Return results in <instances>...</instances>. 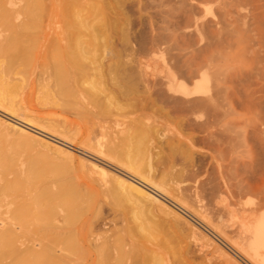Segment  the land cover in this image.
<instances>
[{"label": "rangeland", "instance_id": "374dc122", "mask_svg": "<svg viewBox=\"0 0 264 264\" xmlns=\"http://www.w3.org/2000/svg\"><path fill=\"white\" fill-rule=\"evenodd\" d=\"M70 1L47 0L44 8H50L44 11V5L41 7L44 16L38 21L41 25H36L39 28H34L33 37L39 42L46 36L49 44L59 37L84 42L86 57L76 70L75 86L70 87L68 94L60 92L61 89L58 91L61 87L57 81L54 83L57 51L50 47L41 52L37 43L31 64L21 66L13 75L17 88L8 106L14 113L0 107V118L48 140L53 146L67 148L72 156L34 142L30 145L32 149L25 145L21 148L20 144H12L21 139L20 134L14 129L6 130V147L0 146L16 163L8 177L25 172L36 161L43 170V177L46 174L47 184L54 189L64 184L65 188H72L85 197L97 191L94 198L91 196L94 206L90 215L104 217L107 224L100 232L115 238L125 225L122 222L125 215L131 220L129 205L117 206L106 186L91 182L92 172L82 165L80 156L91 159L88 154H82L84 149L90 152V144L86 145L90 142H98L106 149L116 148V151L128 148L129 139L134 146L149 144L157 155L152 170L155 178L168 188L175 186L177 179L170 175V164L175 160V168L184 169L182 186H197L199 196L191 198L193 203L196 200V206L193 205L197 212L214 214L208 215L210 223L205 222L191 210L190 213L176 208L177 203L183 205L175 197L176 191L168 189L166 193L172 200L161 195L182 216L181 219L172 215L158 216L167 226L164 235L172 237V245L190 251L189 264H264V248L257 251L251 245L254 224L262 222L264 229V0H99L114 5L106 15L95 7L97 0H82L84 4ZM2 6L0 4V40L13 30L1 19L6 12V7ZM110 64L112 68L108 67ZM99 68L105 76L111 70V76L123 83L110 86L111 92H101L96 86L101 80ZM141 68L148 72L149 81H158L157 87L164 88L160 89L161 93L157 87L154 90L144 83ZM182 84L191 94L183 92ZM178 97H209L213 109L198 111L185 119L179 109L173 108ZM143 105L147 106L145 110ZM217 111L222 120L219 115L215 116ZM141 114L157 120L153 124L158 131L147 141L140 140L134 131L123 136V130L138 124ZM219 119L220 124L215 125L212 136L200 128V123ZM101 120L107 127L97 124ZM220 136H225L229 145L223 144ZM215 137L223 141H215ZM220 146L223 158L219 159ZM222 166L225 178L220 174ZM92 176L98 178L99 174ZM238 179L243 192H238L235 185ZM20 199L24 197L17 200ZM0 200L1 211L7 212H3V216H10L15 205L10 203V197L1 196ZM213 216L217 222L213 221ZM198 218L206 224L200 223ZM198 233L208 236V246L203 247V240H197ZM236 237L239 240L235 239V244ZM221 250L233 261L224 258Z\"/></svg>", "mask_w": 264, "mask_h": 264}, {"label": "bare ground", "instance_id": "6f19581e", "mask_svg": "<svg viewBox=\"0 0 264 264\" xmlns=\"http://www.w3.org/2000/svg\"><path fill=\"white\" fill-rule=\"evenodd\" d=\"M46 1L47 0H0V4L6 7V12L3 15L1 14V19H3L5 25L8 27L10 26V29L12 26L13 29L11 30L12 33L9 31L11 33V35L9 33L10 36H5V38L0 40V107L6 111L8 110L14 113L13 109L8 106V103L12 100L13 92L17 88L13 80V75L18 73L21 66L30 63L29 61L33 58V49L36 48L37 43L41 52L47 51V48L50 47L57 51V63L55 62L56 65L53 64L56 66L54 69L55 82H53L56 83L57 81V84L61 87L58 91L61 89L60 92L62 91V93L66 92L68 94L70 87L73 85L75 86V79H77L75 78L77 73L76 70L83 65V58L86 57V49L83 45L84 42L81 40L69 41L66 37H59L55 43L49 44L46 36L39 42L34 38L35 31L33 32V30L34 28H39L36 25L40 24L38 21H41V16H44L41 15V12L43 10L45 11L48 7L44 8ZM70 2L82 3V0H71ZM95 5V7L100 8L103 15L107 14V10L114 8V5L107 1L97 0ZM99 15H101V13ZM43 19L46 18L44 17ZM108 67L112 68V65L110 64ZM141 69H143V71H140V75L144 79V83L147 82V86L153 87V89L157 87L159 82H152L150 80L153 83H151V85L150 81L147 79L148 72L146 73L144 70L145 68ZM98 70L101 80L100 84L96 86L101 92H111L113 89L112 87L110 88V86H120V84L123 83L117 80L115 76H111V70L106 76L102 73V69L99 68ZM51 74L53 75V73ZM103 75L105 79L102 80ZM42 77H44V75ZM45 78L49 79L48 77ZM103 83L105 84L103 85ZM157 88L159 90L158 92L161 93L160 89L162 88ZM181 88H183L182 90L186 94H191L185 84H182ZM162 90H164V88ZM145 105H143L144 110L147 107ZM212 106L213 101L209 97L200 99L178 97L174 101L173 108L179 109V112L187 119L190 115L196 112L198 113V111L208 112V109H213ZM140 108L141 106L138 110ZM220 112L217 111L218 114L216 113L215 116L217 117L219 115L218 118H220ZM222 114H224V112H222ZM216 117L214 119H218ZM206 118L208 119V117ZM220 119L222 120V118ZM220 119L218 121L213 120V123L208 121L205 124H203L204 122L200 123L202 124L200 128L203 129L206 134L208 133L212 136L215 133V125L220 124L217 123L221 121ZM137 121V125L133 127L130 126L129 129L123 130L122 135L127 137L130 135V131H134L139 135L140 140L143 138V140L145 139L147 141L151 138L152 134L158 131V127L153 124V122H157V120L155 121L154 118L148 114H141ZM102 123H104L102 120L97 121L100 127H107L106 124ZM13 125L0 118V145L3 144V146L6 147L4 144L6 140L4 132L14 129V132L20 134L21 139L19 141H12V144L17 143L21 146L25 145V147L30 148V145L34 142L48 149L54 148L68 157L72 156V152L67 148L53 146L48 140L37 138L27 130L15 124ZM223 133H226V131L224 132L223 130ZM220 137L218 140L215 137V141L225 139V136L221 137V139ZM189 140L190 143L194 145L192 138H189ZM208 140L210 141V139ZM224 142L225 140L223 144ZM216 143L214 146H217ZM225 144L229 145L226 142ZM86 145H89L88 149L90 152L84 149V153L82 152V154H88L87 156L91 157V159L80 156L81 163L83 166L90 168L92 175L95 173L99 174L98 178L91 175V182H98L100 186H106L109 194L115 199L117 206L127 207L126 205L128 204L131 210L129 214L132 215L131 220L127 218L128 215H125L126 217L122 219L125 225L119 230L115 238H113V235L101 233L100 231L103 229V225L107 224L106 219H103L104 217L90 215L94 206V194L97 195V191H95V193H90L92 198L91 196L85 197L72 188H65L64 184L63 187L60 185V187L54 189L51 185L47 184L45 180L47 178L46 174L44 176L46 178L44 179L43 170L41 171L42 168L40 167V169L37 166L38 164L36 161L30 164V169H27L30 171L26 170L28 174H26V171V173L22 171L18 173L14 172L16 173L15 176L9 178L8 176L13 173V167L16 166L13 165V159L5 154V148L0 146V175L2 174L0 177V197H10V203L15 205V207L12 206V214L10 216H3V212H7L5 210L2 212V204L0 205V264H189L190 251L179 245H172V237L164 235L167 231L165 220L158 217L161 214L167 216L172 215L176 219H181L182 217L181 213L173 206L169 205L166 198L162 197L163 195L168 197L166 193H168V189H171L172 191H176L175 197L183 204L180 205L176 202V208L180 210L185 209L188 212L191 210L205 222L210 223L208 215L214 214L212 212L210 214L206 213V211L202 213L197 212L198 210L195 209L196 200H194L195 204L191 202L193 196H199L195 189L197 186H182V183L185 182V180L182 182L185 178L184 169H176V161H170V168L172 170L170 175L172 173L173 179H177V181L175 182V186L168 188L167 184H164L163 181L159 182L152 174L157 155H155L152 146L149 144L143 146L145 144L141 143L142 146H134L132 144V139H129L127 143L128 148L122 151H116V148L106 149L104 145L98 142H90ZM21 148H24V146ZM30 149H32V146ZM217 151L219 154L217 157L220 156V159L223 156V148L220 146ZM176 152L175 150V154ZM89 153L92 154V156H90ZM118 154L123 155L124 158ZM119 169L121 171H119ZM236 173H238V171ZM220 174L222 178H225L223 166L221 167ZM235 185L237 186L238 192L244 191H241L242 185L239 179ZM198 187L202 189L203 186ZM18 197H24V199L17 200ZM169 199L172 200L171 198ZM262 200L260 202H262ZM5 201L6 200H4L3 203H5ZM7 207L9 206L7 205ZM253 210L256 211V208ZM215 218L216 217H214L213 221H216ZM259 220L260 219H258L257 222ZM61 222L62 224H60ZM130 222L133 224L130 225ZM205 222L201 221L200 223L203 224ZM250 223L253 222L251 221ZM262 225V222H259L257 225L255 223L253 227L254 231H252L254 234V236H252L254 242H252L251 245L253 246L252 248L257 251H259L260 248H264V236L262 234L264 233V229ZM123 231L124 233H122ZM207 237L208 236L205 234L202 235V233H198L197 240H203L201 244L203 247L209 245L210 239ZM235 239L237 241L239 240L237 237L234 238V240ZM234 240V243L237 242ZM242 241L245 242L243 239ZM221 254L228 261H233V259L222 250Z\"/></svg>", "mask_w": 264, "mask_h": 264}]
</instances>
